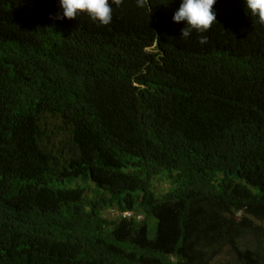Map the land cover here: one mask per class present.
<instances>
[{
    "label": "trees",
    "instance_id": "16d2710c",
    "mask_svg": "<svg viewBox=\"0 0 264 264\" xmlns=\"http://www.w3.org/2000/svg\"><path fill=\"white\" fill-rule=\"evenodd\" d=\"M179 3L0 0V264H264V26L216 0L201 44Z\"/></svg>",
    "mask_w": 264,
    "mask_h": 264
},
{
    "label": "clouds",
    "instance_id": "9594fccd",
    "mask_svg": "<svg viewBox=\"0 0 264 264\" xmlns=\"http://www.w3.org/2000/svg\"><path fill=\"white\" fill-rule=\"evenodd\" d=\"M246 15L257 24L264 26V0H242ZM216 0H180L178 9L172 16L174 23L183 22L180 37L189 38L193 32L200 34L199 42H207L203 34L216 24L213 6ZM60 13L56 19L76 20L86 15L90 21L104 27L113 20V0H58Z\"/></svg>",
    "mask_w": 264,
    "mask_h": 264
},
{
    "label": "rangeland",
    "instance_id": "374dc122",
    "mask_svg": "<svg viewBox=\"0 0 264 264\" xmlns=\"http://www.w3.org/2000/svg\"><path fill=\"white\" fill-rule=\"evenodd\" d=\"M48 141L52 147V151H59L62 155H66L70 152L71 145L68 142V137L65 132L60 129L59 124L51 121L50 125L47 128ZM166 182H157L156 185L158 188H163L166 186ZM117 214L115 212H105L104 217L114 218Z\"/></svg>",
    "mask_w": 264,
    "mask_h": 264
}]
</instances>
